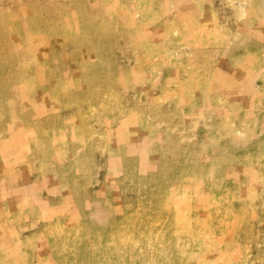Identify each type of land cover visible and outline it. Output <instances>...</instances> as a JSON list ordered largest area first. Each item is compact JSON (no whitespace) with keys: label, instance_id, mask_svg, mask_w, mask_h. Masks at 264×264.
I'll return each instance as SVG.
<instances>
[{"label":"rangeland","instance_id":"rangeland-1","mask_svg":"<svg viewBox=\"0 0 264 264\" xmlns=\"http://www.w3.org/2000/svg\"><path fill=\"white\" fill-rule=\"evenodd\" d=\"M0 264H264V0H0Z\"/></svg>","mask_w":264,"mask_h":264}]
</instances>
